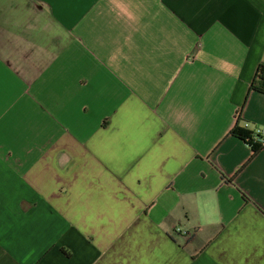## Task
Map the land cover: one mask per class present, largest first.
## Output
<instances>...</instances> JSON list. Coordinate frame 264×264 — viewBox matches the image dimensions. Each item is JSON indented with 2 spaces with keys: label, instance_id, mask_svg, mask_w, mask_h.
<instances>
[{
  "label": "crops",
  "instance_id": "1",
  "mask_svg": "<svg viewBox=\"0 0 264 264\" xmlns=\"http://www.w3.org/2000/svg\"><path fill=\"white\" fill-rule=\"evenodd\" d=\"M260 62L264 0H0V264H264Z\"/></svg>",
  "mask_w": 264,
  "mask_h": 264
},
{
  "label": "trees",
  "instance_id": "2",
  "mask_svg": "<svg viewBox=\"0 0 264 264\" xmlns=\"http://www.w3.org/2000/svg\"><path fill=\"white\" fill-rule=\"evenodd\" d=\"M256 90L264 93V62H260L257 64L254 76L249 85L248 91ZM242 106L240 107V109ZM239 111L236 113V121L232 128L230 129V133L236 135L250 147L251 156L255 155L258 151L264 149V143L253 140V133L245 127L239 125Z\"/></svg>",
  "mask_w": 264,
  "mask_h": 264
},
{
  "label": "built area",
  "instance_id": "3",
  "mask_svg": "<svg viewBox=\"0 0 264 264\" xmlns=\"http://www.w3.org/2000/svg\"><path fill=\"white\" fill-rule=\"evenodd\" d=\"M244 127L245 128L247 127L246 123L244 124ZM252 135H253V140H256V141L264 143V138L262 136V133H260L259 131H256V132H253Z\"/></svg>",
  "mask_w": 264,
  "mask_h": 264
}]
</instances>
